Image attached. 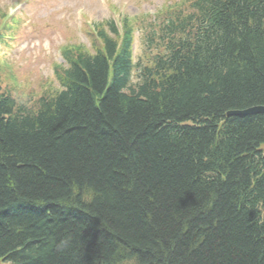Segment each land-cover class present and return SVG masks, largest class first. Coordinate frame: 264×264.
Masks as SVG:
<instances>
[{"label": "trees", "instance_id": "obj_1", "mask_svg": "<svg viewBox=\"0 0 264 264\" xmlns=\"http://www.w3.org/2000/svg\"><path fill=\"white\" fill-rule=\"evenodd\" d=\"M164 22L136 83L110 22L36 109L0 91V264H264V113L229 115L264 106V0Z\"/></svg>", "mask_w": 264, "mask_h": 264}, {"label": "rangeland", "instance_id": "obj_2", "mask_svg": "<svg viewBox=\"0 0 264 264\" xmlns=\"http://www.w3.org/2000/svg\"><path fill=\"white\" fill-rule=\"evenodd\" d=\"M182 0H0V15L12 12L13 6L22 5L16 22L22 26L12 31L16 40L0 45V60L7 62L4 68L12 74L13 86L20 88H43L49 97L59 91V84L53 76V68L64 63L62 51L66 46H82L91 54L101 47V42L93 34V26L114 20L120 28L121 20L129 17L141 21L143 14L152 21L151 14L161 7L178 5ZM184 1V0H183ZM183 3V2H182ZM189 5V4H188ZM139 42L134 50L136 58L144 55L142 32L137 31ZM66 65V64H65ZM9 66V67H8ZM12 67V68H11ZM2 71H4L2 69ZM7 72V71H5ZM4 72H2L3 74ZM11 79V76H8ZM2 80H6L5 77ZM5 86V83L3 84ZM35 103L32 101L30 106Z\"/></svg>", "mask_w": 264, "mask_h": 264}, {"label": "water", "instance_id": "obj_3", "mask_svg": "<svg viewBox=\"0 0 264 264\" xmlns=\"http://www.w3.org/2000/svg\"><path fill=\"white\" fill-rule=\"evenodd\" d=\"M262 112H264V107L256 106V107H251V108H248L240 112L232 111L230 112V115L253 114V113H262Z\"/></svg>", "mask_w": 264, "mask_h": 264}, {"label": "bare ground", "instance_id": "obj_4", "mask_svg": "<svg viewBox=\"0 0 264 264\" xmlns=\"http://www.w3.org/2000/svg\"><path fill=\"white\" fill-rule=\"evenodd\" d=\"M237 112H240L241 110H236Z\"/></svg>", "mask_w": 264, "mask_h": 264}]
</instances>
